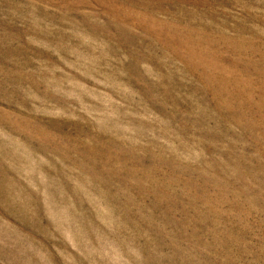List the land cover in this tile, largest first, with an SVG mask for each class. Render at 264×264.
I'll return each instance as SVG.
<instances>
[{
    "label": "rangeland",
    "instance_id": "374dc122",
    "mask_svg": "<svg viewBox=\"0 0 264 264\" xmlns=\"http://www.w3.org/2000/svg\"><path fill=\"white\" fill-rule=\"evenodd\" d=\"M0 264H264V0H0Z\"/></svg>",
    "mask_w": 264,
    "mask_h": 264
}]
</instances>
